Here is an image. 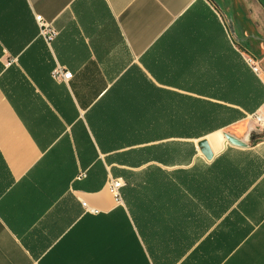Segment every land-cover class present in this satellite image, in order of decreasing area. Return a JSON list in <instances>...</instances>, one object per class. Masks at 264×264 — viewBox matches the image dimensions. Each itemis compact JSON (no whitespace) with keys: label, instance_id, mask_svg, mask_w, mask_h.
<instances>
[{"label":"crops","instance_id":"1","mask_svg":"<svg viewBox=\"0 0 264 264\" xmlns=\"http://www.w3.org/2000/svg\"><path fill=\"white\" fill-rule=\"evenodd\" d=\"M221 8L0 0V264H264V131L247 127L245 147L223 131L264 108V72L248 61L264 37L239 7ZM187 99L243 115L171 134ZM158 144L170 163L153 160ZM110 178L123 179L121 203Z\"/></svg>","mask_w":264,"mask_h":264},{"label":"trees","instance_id":"2","mask_svg":"<svg viewBox=\"0 0 264 264\" xmlns=\"http://www.w3.org/2000/svg\"><path fill=\"white\" fill-rule=\"evenodd\" d=\"M261 91L259 85L257 86V91L251 93V100L259 99V92ZM195 104V103H194ZM193 103H189L187 99L186 107H185V122L172 123L171 124V134L178 130V134L184 137H199L203 134L227 125L232 120H235L243 115L241 111L235 108H225L220 107L219 109L213 107H200L195 106ZM247 109V108H245ZM214 116L218 117L215 118ZM226 116V117H221ZM217 120V121H216ZM187 148V159H189L194 154V147L189 143L185 144ZM165 145L158 144L154 145L152 148V157L154 161L160 163H170L171 154L165 156V153L162 151V148ZM144 151V150H143ZM150 151V149H148ZM140 152V150H138ZM144 155V154H143ZM138 156L139 158L145 159V156ZM148 158L150 156L148 155ZM161 175L162 172L155 173L154 175ZM159 179L161 177H158Z\"/></svg>","mask_w":264,"mask_h":264},{"label":"rangeland","instance_id":"3","mask_svg":"<svg viewBox=\"0 0 264 264\" xmlns=\"http://www.w3.org/2000/svg\"><path fill=\"white\" fill-rule=\"evenodd\" d=\"M221 4H233L241 9V14L246 17L249 21L251 30L255 33H258L259 36L264 37V0H219ZM249 54L248 61L251 65V61H254L258 64L260 71L264 72V54L258 55L253 53ZM248 117V116H247ZM248 121V120H247ZM246 121V122H247ZM249 124L242 122L244 125L234 124L223 129L224 132L235 136L240 139L243 136V133L248 129L252 133L260 134L263 129L259 128L254 124L252 117L249 119ZM244 128V129H243ZM195 143V142H194Z\"/></svg>","mask_w":264,"mask_h":264},{"label":"built area","instance_id":"4","mask_svg":"<svg viewBox=\"0 0 264 264\" xmlns=\"http://www.w3.org/2000/svg\"><path fill=\"white\" fill-rule=\"evenodd\" d=\"M37 21L42 24L43 26V35L47 38V40H50L53 36H55L56 31L47 23H45L42 16L38 15L36 16ZM251 67L255 72H259L260 68L257 63L254 61H251ZM53 76L57 80H69L71 78V73L67 70H64L62 67H57L53 71ZM252 119L254 120L257 127L263 129L264 127V108L258 110L254 114L251 115ZM124 185L123 179L121 178H110L108 181V188L111 192V194L115 197V201L117 203H121V189Z\"/></svg>","mask_w":264,"mask_h":264},{"label":"water","instance_id":"5","mask_svg":"<svg viewBox=\"0 0 264 264\" xmlns=\"http://www.w3.org/2000/svg\"><path fill=\"white\" fill-rule=\"evenodd\" d=\"M211 2H213L219 9L221 8L222 4L219 2V0H211ZM230 29L232 30L231 25H230ZM224 136L227 139V141L232 145L240 146V147L247 146V143L245 141L238 139L231 134L224 133ZM197 146H198L199 150L201 151V153L203 154V156L207 160H211L213 158V156H214L213 150L211 149L210 143L206 138L198 141Z\"/></svg>","mask_w":264,"mask_h":264},{"label":"bare ground","instance_id":"6","mask_svg":"<svg viewBox=\"0 0 264 264\" xmlns=\"http://www.w3.org/2000/svg\"><path fill=\"white\" fill-rule=\"evenodd\" d=\"M223 137L221 135V133H218L217 135V141L215 143V149H220V144L223 142Z\"/></svg>","mask_w":264,"mask_h":264}]
</instances>
